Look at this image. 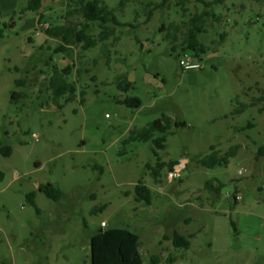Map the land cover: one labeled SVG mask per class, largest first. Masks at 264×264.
<instances>
[{
  "label": "rangeland",
  "instance_id": "obj_1",
  "mask_svg": "<svg viewBox=\"0 0 264 264\" xmlns=\"http://www.w3.org/2000/svg\"><path fill=\"white\" fill-rule=\"evenodd\" d=\"M103 2L126 25L94 48L62 52L43 25L79 22L71 0H46L38 12L26 0H0V142L12 148L10 156L0 149V264H91L103 221L140 236L143 264L154 256L158 264H264V0ZM200 15L207 53L201 69L186 71L184 41ZM100 30L96 23L91 33ZM68 65L73 100L51 88L54 67ZM125 76L128 90L119 87ZM15 91L26 95L16 101ZM126 97L141 106L119 103ZM163 115L187 123L173 125L163 149L154 142L162 133L133 138ZM212 146L237 152L205 167L199 160ZM160 161L178 163L157 181L149 166ZM140 181L151 204L134 198ZM47 183L62 190L59 201L39 189ZM175 231L189 247L166 238Z\"/></svg>",
  "mask_w": 264,
  "mask_h": 264
},
{
  "label": "trees",
  "instance_id": "obj_2",
  "mask_svg": "<svg viewBox=\"0 0 264 264\" xmlns=\"http://www.w3.org/2000/svg\"><path fill=\"white\" fill-rule=\"evenodd\" d=\"M46 0H26V10L31 12H38L43 8ZM74 3L73 11L71 14H75L79 18V22L73 24H61L50 26L46 29L45 33L50 37L59 38L62 40L61 46L57 51H67L71 46L81 44L85 50H89L109 40L115 35V27L126 25L121 23L115 13L103 0H71ZM185 0H182L184 2ZM196 2L204 3L207 7L212 8L216 4H221L225 0H194ZM204 15H210L209 12H204ZM202 15L197 16L193 22V25L189 28L185 37L184 51L194 54L200 61H202V55L207 53V48L200 41L198 35L203 31L201 25ZM44 16L38 20V24L42 23ZM99 24L100 33L96 36L91 33L92 25ZM2 21L0 20V26ZM12 27V26H11ZM2 35L4 31L2 30ZM72 71V66L68 65L62 69L57 66L54 67V74L51 78V88L53 89L57 97L68 96L67 100H73L77 95V86L74 82L68 80V76ZM16 83L20 86L25 84L24 80L17 79ZM132 86V83L128 80L127 76L121 78L119 87L122 90H128ZM26 94L23 92H13L12 98L18 100L24 97ZM119 103L125 104L130 107H140L142 101L139 97H126L119 100ZM246 105L235 113L242 112L246 109ZM173 125L180 127L186 126L185 121H174L170 116L163 115L161 118L150 122L140 131L133 133V138L141 141L152 140L156 133H162L163 135L154 140L158 149H163L167 140V134L170 133ZM1 154L4 156H10L12 154V148L10 146H4L0 142ZM213 153L204 159H200L199 163L205 167H215L217 165L226 164L229 162L230 157L235 156L237 150L232 148L229 151L221 155V151L217 150L216 146H212ZM157 153V152H156ZM178 162H163L160 161L157 167L153 170V175L158 180L160 170L169 166L171 169L175 167ZM95 168L103 169V166L96 165ZM1 173V172H0ZM39 189L44 192L49 198L59 201L63 192L60 188L56 187L53 183H47L40 185ZM133 195L136 201L151 204L153 199L152 189L147 186L143 181H140L135 185ZM30 203L39 208L36 203V194L31 193L28 195ZM237 199V198H236ZM235 230L237 227L233 222ZM102 232H94L91 236V264H143L142 255L140 252V236L124 227H105ZM167 239H171L176 248L189 247L190 240L178 231H175L173 235L166 236ZM160 261L159 256L153 257V262L158 264Z\"/></svg>",
  "mask_w": 264,
  "mask_h": 264
},
{
  "label": "built area",
  "instance_id": "obj_3",
  "mask_svg": "<svg viewBox=\"0 0 264 264\" xmlns=\"http://www.w3.org/2000/svg\"><path fill=\"white\" fill-rule=\"evenodd\" d=\"M44 29L46 30L49 28V24H44L43 25ZM180 65L183 67L184 70L189 71V70H194V69H201L202 68V62L194 56L192 53H185L180 60ZM37 137V134L35 135ZM171 176H174V173H171ZM241 197L238 196L237 200H240ZM107 226V223L105 221L102 222V228H105Z\"/></svg>",
  "mask_w": 264,
  "mask_h": 264
},
{
  "label": "water",
  "instance_id": "obj_4",
  "mask_svg": "<svg viewBox=\"0 0 264 264\" xmlns=\"http://www.w3.org/2000/svg\"><path fill=\"white\" fill-rule=\"evenodd\" d=\"M104 229L103 228H100L97 230V232H102Z\"/></svg>",
  "mask_w": 264,
  "mask_h": 264
},
{
  "label": "crops",
  "instance_id": "obj_5",
  "mask_svg": "<svg viewBox=\"0 0 264 264\" xmlns=\"http://www.w3.org/2000/svg\"><path fill=\"white\" fill-rule=\"evenodd\" d=\"M97 230H98V229H97ZM97 230H96V231H97ZM96 231H95V232H96Z\"/></svg>",
  "mask_w": 264,
  "mask_h": 264
}]
</instances>
